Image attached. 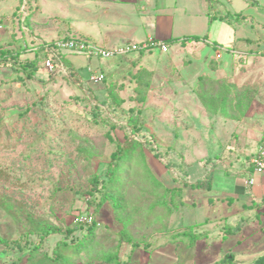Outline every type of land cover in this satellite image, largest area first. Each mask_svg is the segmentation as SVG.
I'll return each mask as SVG.
<instances>
[{
	"label": "rangeland",
	"instance_id": "obj_1",
	"mask_svg": "<svg viewBox=\"0 0 264 264\" xmlns=\"http://www.w3.org/2000/svg\"><path fill=\"white\" fill-rule=\"evenodd\" d=\"M35 1L0 0V23L11 18L8 25L0 28V49L15 43L22 56L34 52L28 49L32 45L26 41L30 37L26 29L30 22L22 20L27 12L29 19L36 12ZM51 1L42 3L44 13L66 9ZM167 3L168 7L158 12L173 16L174 32L185 31L191 21L201 33L207 32L206 17L188 18L184 12H204L208 6L204 0ZM244 5V0H232L229 8L239 10ZM210 12L220 15L214 10ZM215 18L210 35L225 46L234 42L235 32L243 36L250 31L249 26L240 22L236 26L241 27L234 31L231 24ZM35 42L33 39L31 44ZM215 51L221 50L203 45L204 54L211 57ZM60 52L55 54L54 72L39 71L41 74L31 79L11 66L0 68V237L10 241L7 246L0 243V264H53L49 257L59 242L67 264H115L110 257L119 252L122 264H215L218 258L205 257L197 248L196 252L188 250V242L180 240L181 236L172 239L186 229L202 228L188 221H193L195 215L199 218L196 221H200L205 211L203 204L208 205L209 199H221L217 191L212 192V173L218 167L226 170L234 164L229 161L232 157L228 146L236 147L232 140L225 139L228 129L218 124L211 129L204 114L193 110L194 122L178 118L176 111L179 112L181 99L188 98L174 95L173 91L178 90L172 87L165 89L166 84L160 79L167 73L186 75L183 69L188 64L187 57L192 58L191 53L177 56L175 61L184 63H175L171 72L170 68L161 71L153 80L143 68H136L135 62L112 61L115 57L87 74L59 72L58 58L63 56ZM171 52L163 53L164 60L170 61ZM221 53L227 56L229 52ZM75 60L77 64L88 63L83 55H77ZM38 64L44 68L42 61ZM95 73L105 77L95 82L91 78ZM238 87L243 90L234 92L230 102L238 107L241 101L243 110L239 112L235 107L228 117H245L254 105L264 108L258 84ZM258 116L264 118V111ZM126 137L134 138L136 143L118 169L122 180L117 181L123 187L107 182L108 201L96 209L101 225L86 239L89 248L80 243L75 252L71 244L77 237H84L77 216L96 207L99 196L91 192L93 181L96 176L107 178L111 154ZM219 140L220 156L214 157L209 148ZM248 161L243 162L245 166L251 158ZM223 206L228 211V205ZM48 228H58L62 233L43 236ZM35 246L37 250L31 254ZM243 255L238 254L237 260L249 263L256 254Z\"/></svg>",
	"mask_w": 264,
	"mask_h": 264
},
{
	"label": "crops",
	"instance_id": "obj_2",
	"mask_svg": "<svg viewBox=\"0 0 264 264\" xmlns=\"http://www.w3.org/2000/svg\"><path fill=\"white\" fill-rule=\"evenodd\" d=\"M52 1L57 2L62 8L64 6L66 9L60 8L52 14H47L44 13L42 5L44 0H36L34 8L36 12L31 15L30 26H26L27 33L30 36L29 39L27 37L26 41L32 45L28 49L33 50V54L37 50L42 51L41 49H44L45 44L67 37L87 39L109 48L118 47L125 43L141 42L148 38L164 40L169 45L168 51L163 52L158 48H154L142 55L138 52H132L128 55L116 56L112 60L133 61L136 68H143L147 76L156 80L159 72L169 71V68L171 72L176 66L175 63L181 62L175 61L177 56L184 53L185 56H188V53H191L192 58L187 57L188 64L184 65L183 69L186 75L167 73L163 74L160 79L165 82V89L166 87L170 89L172 87L173 90H178L173 91L174 95L179 93L183 95L181 97L188 98L186 101L183 98L181 99L179 112L176 111L178 118L186 121L190 119V122H194V117L191 116L193 110L197 111L199 115L204 114L208 126L211 125V129H215L217 124L223 125L225 130L228 129L229 136L225 139L232 140L233 145L236 147L228 146L230 157H232L229 158V161L232 164L234 163L229 165L232 169L231 172L227 168L225 170V168L219 167L213 170L212 192L216 193L217 191L221 195V199L213 202L212 199H209L212 204L207 203L210 206L203 204L205 211L202 213V219L196 221L199 218L195 215L193 221H188L194 223V225H202L201 229L195 231L201 234L202 237L196 240L195 245L189 246L187 244L186 248L195 252L197 248V251L203 252L205 257L215 256L219 259L215 261V264H264V172L253 175L255 181L250 184L247 180L252 174L249 175L250 172L243 169L246 166L241 165L243 162H249L248 160L253 158L259 146L264 143H261L264 137V118L260 119L258 116L264 111V108L260 105H254L246 112L245 117L240 119L228 117L207 110L195 91L200 78L207 76L226 80L230 85L236 86L247 83L254 87V84H258L261 89L260 96H264V0H258L259 5L244 0L245 5L239 10L229 8L232 0H215L211 9L204 0L208 5L204 12H194L193 9L185 10L184 12L188 14V18L194 16L207 18L208 28L207 32H202L203 35H201V30L197 29V25L192 24V21L191 24L188 22L190 25L187 23L188 27H184L185 31L188 32H174L173 16L158 12V9L162 10L168 7L167 0ZM210 10H214L220 15L224 12H230L234 18L239 15L241 22L238 21L239 19H235L231 24L234 31L241 27L240 24L236 26L238 22L244 26H249L250 31L243 36L237 35L235 32L234 38H232L234 42L228 46L216 42L211 37L215 24L213 18L223 19L220 15H212ZM43 14L47 17H44ZM210 16H212L211 22ZM10 19H6L7 23L1 22L0 24L6 26ZM23 29H25V26ZM186 33L187 35H185ZM189 36H199L200 39H188ZM204 36L205 38H203ZM17 37L15 35V38ZM33 39L36 42L31 44ZM203 45L230 47V49L242 53V56L226 51L229 52L227 56L224 53L217 57L215 51V54L210 57L203 53ZM10 47H16L15 43L11 44ZM170 52L172 53L169 55L171 57L170 61L164 60L163 53ZM32 53H28V55L26 53L22 58L30 57ZM60 53L63 56H60L58 61L65 72L73 71L87 74L93 70V67L110 60V58H88L82 53L68 50ZM77 55H83L88 63L85 65L77 64L75 60ZM126 56L129 57L125 59ZM185 56H182L181 59L183 60ZM183 63L184 61L181 62V64ZM42 64L44 65V61ZM193 66L197 67L195 71L192 68ZM44 70L47 69L40 67L37 74L44 73ZM172 109L176 110V107H172ZM229 123H233L235 127L230 126ZM220 141L213 143V148H209L211 149L210 155L220 156L218 153L221 149ZM203 173L202 171L200 174ZM223 205H228V211H225ZM248 228H251V230L249 231ZM228 242L231 243L227 244ZM246 252L250 255L256 254L254 255L255 258L251 260L253 262L248 263V261L241 262V260H237L238 254L243 255ZM216 253L219 256L215 255ZM226 256H229V259L233 258V262L227 261Z\"/></svg>",
	"mask_w": 264,
	"mask_h": 264
},
{
	"label": "trees",
	"instance_id": "obj_3",
	"mask_svg": "<svg viewBox=\"0 0 264 264\" xmlns=\"http://www.w3.org/2000/svg\"><path fill=\"white\" fill-rule=\"evenodd\" d=\"M19 1L22 2L24 0H19ZM246 1L251 3V4H254V5L260 4L258 0H246ZM206 2L208 3V5L211 9L213 7V3L215 2V0H206ZM20 5H21V3H19V7H20ZM22 17H23V14L20 15V18H22ZM220 17L230 24H233L235 19H239V15H236V17L234 18V16H232V14H230V12H224L220 15ZM29 20H30L29 15L26 14V16L24 17L22 22L28 24ZM211 21H212V16H210V22ZM238 21H240V19ZM205 36L203 38H205ZM187 38L188 39H194V40L200 39L199 36H189ZM41 50L42 51L37 50L33 56H30L27 58H22L23 56H22V52L20 51V48L7 47V48L0 49V68H2L4 66H11L14 71H19V70L24 71L26 76L29 79H31L35 76V74H37V72L40 68L38 61L43 62L47 56L44 49H41ZM38 51H39V53H38ZM145 52H146L145 50L138 51V53L140 55H142ZM22 60H24V62ZM75 73L76 72L69 71V74H75ZM245 89H246V87H245ZM241 90H243V87H238L236 85H230L226 80L211 78V77H207V76H203L200 78L198 85L195 89L198 97L200 98L202 104L205 106V108L207 110L214 112V113L223 114L224 116L232 115L231 112L233 110L235 111V107L237 106V104L231 105L230 99H231V96L234 95V92H239ZM241 103L242 102L240 101V103H238L239 104L238 107H236V108H238L237 111H239V112H241L243 110L240 108ZM140 127H142V126L140 125ZM134 143H136L134 138L130 139V138L126 137L125 142L120 143L118 145L117 150L111 154V160L108 164V170L106 172L107 178L99 177V176L95 177V179L93 181L94 186L91 187V192L95 193V196L96 195L99 196V201L96 203V207L94 208V210L85 212L84 214H80V215H85V214L92 213V215L94 216V220L92 223L78 222L77 221L78 227L84 229V233H83L84 237L83 238L77 237L75 239L77 241L73 242L71 244V248L73 247V250L75 252H77L79 250L80 243L84 244V245H82L84 248L85 247L89 248V244L86 241V239L91 238L92 236H90V235H93L96 228L100 227V225H101V222L99 221V219L97 217L96 209H99L101 206L104 205L105 202L108 201V191L105 189L107 186V182L110 181L111 184L113 183L112 185H114L116 187L122 186L121 183L117 181L119 179L122 180V177L120 174L121 170L118 171V169H120L123 161H125V159L128 156H130L131 151H132L131 149L133 148ZM241 165H243V167H244V163H241ZM243 169L249 171L250 172L249 175H251L253 173L252 164L247 165ZM227 170L229 172H231V170H232L231 166H228ZM177 190L181 191L182 187L180 189H177ZM177 190H175V191H177ZM167 204H169L170 208H173V204L170 202V200L167 201ZM169 207H167V208L170 209ZM52 233H62V232L58 228H48L43 232L42 235L44 236V235H49ZM121 233L124 235V230L121 231ZM71 235H73V232L71 233ZM177 236L178 237L181 236L180 240L186 239L189 246L195 245L196 240L199 239L200 237H202L201 234L194 231L193 227L190 229H186L182 232L176 233V235L174 234L172 239H175L174 237L177 238ZM123 238H124V236H123ZM0 243L4 244L5 246L10 245V241L4 237H0ZM60 243L61 242H59L55 246V248L53 249L51 257H49L51 260V263H53V264H67V257L61 255L62 252L60 251L61 250L60 249ZM63 244H64V246L68 245V243L65 244V242H63ZM36 250H37L36 246L32 247L31 248V254H34ZM226 260L233 262L234 259L233 258L229 259V256L228 257L226 256ZM110 262H114L115 264H122L123 262L121 260L120 252L118 253V255L116 254L115 256L110 257ZM140 264H143V263H140Z\"/></svg>",
	"mask_w": 264,
	"mask_h": 264
},
{
	"label": "built area",
	"instance_id": "obj_4",
	"mask_svg": "<svg viewBox=\"0 0 264 264\" xmlns=\"http://www.w3.org/2000/svg\"><path fill=\"white\" fill-rule=\"evenodd\" d=\"M3 24H0V27H3ZM219 50L234 52L238 56H242V53L237 52L233 49L223 46H217ZM154 48H158L160 51H168L169 45L164 40L148 38L147 40L136 42V43H125L118 47L109 48L101 46L97 43H94L90 40L79 38V37H67L58 39L52 43H47L44 45V51L47 56L44 60V67L49 71L56 70L55 64V54L56 51H73L77 53H82L88 58H111L116 56L128 55L132 52L138 51H148ZM221 51L217 53V57L221 56ZM59 72L66 73L63 68L58 69ZM103 74L95 73L92 75V79L95 82L103 79ZM251 164L253 167L252 176L247 180L248 183H254L255 179L253 175L262 174L264 172V143L261 144L256 152V154L251 159ZM94 220V216L92 213L77 216L78 222H89L92 223Z\"/></svg>",
	"mask_w": 264,
	"mask_h": 264
}]
</instances>
